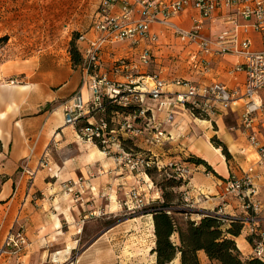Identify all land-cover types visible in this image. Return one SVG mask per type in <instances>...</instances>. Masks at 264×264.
Here are the masks:
<instances>
[{
	"label": "crops",
	"instance_id": "1",
	"mask_svg": "<svg viewBox=\"0 0 264 264\" xmlns=\"http://www.w3.org/2000/svg\"><path fill=\"white\" fill-rule=\"evenodd\" d=\"M9 1L0 0V38L17 32L16 37L21 42L17 43L16 39L15 44L9 42L0 47V246L11 230L23 226L28 245L19 264H153V258L150 263L148 259L144 260L147 248H154L153 215L122 212L132 186L140 187L147 202L149 196L153 197L154 191L150 193V190L154 183L143 170L119 169L115 158L103 153L95 144L81 142L73 126L65 123V103L75 93L80 91L85 100L90 99L84 69L81 63L75 64L72 60L69 38L63 51L58 46L56 30L48 36L42 24L39 28L37 23L25 22L26 16L34 14V8L27 5L26 0L18 2L17 11L23 18L10 22ZM232 12V7L219 9L215 18L206 22L205 35L214 39L221 31L230 28L232 23L228 17ZM198 14L195 7L188 6L174 20L179 27L190 29ZM239 21L244 22L242 18ZM93 23L81 32L88 38L96 35ZM27 29L42 32L41 40L36 43L23 41L20 37H25ZM152 31L159 37H175L186 60L181 57V61L187 70H191L190 75L169 78L165 72L168 68H161V77L169 82L165 89L166 97L171 98L180 90L172 83L177 77L193 82L219 81L229 87L244 83L245 73L235 70L240 61L238 57L209 55L207 71L202 74V68L195 67L190 61L191 45L180 41L170 28L152 25ZM248 35L256 47H260L259 34L250 31ZM240 36L246 34L240 32ZM156 43H152V49ZM86 44L77 39L80 50ZM146 44L141 42L134 47L130 41L116 42L105 49V64L112 66V58H116L114 53L120 49L122 51L118 53L125 58L135 59ZM153 56L151 63L156 61ZM149 101H146L148 105ZM171 102L161 110L153 107L156 124L167 131L168 139L189 140L188 149L195 153V157L202 158L219 174L218 177L213 171L206 172L204 164L184 162L192 173L183 185L187 192L183 187L180 190L192 199L195 211L191 218L196 219L204 209L218 207H223L233 216L244 215L246 210L238 195L221 197V194L230 176H242L250 166H254L256 173L260 174L256 199L260 202L261 211L257 230L264 235V192L261 185L264 184V168L257 166L259 155L253 147L241 152V147L249 144L240 129L242 107H232L208 118L197 116ZM155 103L152 104L156 106ZM230 115L235 117L232 126L226 123ZM147 137L148 134L138 137L140 139L121 135V147L130 151L125 144L135 141L134 145L145 146L156 160L165 154V165L170 162L161 148L166 135L160 143L152 145L146 142ZM215 139H219L216 142L218 147L212 144ZM224 145L229 156L223 153L226 159L221 160ZM44 159L50 162L51 168L43 166ZM24 168L34 175L24 172ZM71 179L85 181L81 188L82 203L64 192L63 184ZM33 193H38L39 198L35 199ZM248 228L249 224L243 225L241 233L234 237L243 258L250 257L253 251ZM200 257L204 263L207 262L203 252ZM0 264L15 263L6 257Z\"/></svg>",
	"mask_w": 264,
	"mask_h": 264
},
{
	"label": "built area",
	"instance_id": "2",
	"mask_svg": "<svg viewBox=\"0 0 264 264\" xmlns=\"http://www.w3.org/2000/svg\"><path fill=\"white\" fill-rule=\"evenodd\" d=\"M188 6L195 7L199 14L194 18L190 29H183L175 22V17ZM233 8L229 15L232 26L210 39L204 29L208 20L222 8ZM239 18L244 20L243 23ZM152 25L170 28L184 43L193 47L190 60L202 71L208 68L207 56L218 57L232 55L240 59L235 70L245 73V81L239 89L229 88L227 84L193 82L177 77L173 84L180 88L173 97H166L168 82L161 72L147 75L140 72L152 61V43L157 42L158 34L152 31ZM95 37L88 38L80 33L79 41L86 42L81 49V66L85 72V81L90 90V99L85 100L80 91L65 103V123L72 125L83 143L95 144L102 152L115 158L119 169L143 170L155 163L148 155L126 151L121 147V135L131 138H146L149 145L162 141L165 134L156 124L154 108L146 103L147 99L157 102L158 110L167 107L169 102L180 104L191 113L214 118L223 111L232 108L238 100L244 101L240 112V129L247 136L248 146H242L241 152L253 147L259 155L257 166L264 168V0H102L93 23ZM260 36V47H256L249 32ZM240 32L246 34L241 37ZM120 41H130L134 47L141 42L142 47L135 59L115 58L112 66L105 64L104 53L108 46ZM113 57V56H112ZM108 67V68H107ZM201 70V69H200ZM130 108V109H129ZM43 166L51 168L47 159ZM159 169L160 163L156 161ZM174 168L183 178L192 170L188 165L168 162L165 168ZM24 172L33 176L26 168ZM250 166L242 176L232 175L223 185L222 196L238 195L246 213L231 215L223 207L203 212L215 215L223 220H239L249 224L247 233L253 235L252 256L264 257V235L257 230L261 205L256 199L260 185V174ZM85 181L68 180L63 184L64 192L71 198L84 201L81 188ZM262 190L264 192V184ZM79 187V188H78ZM125 206L130 214L145 212L147 202L138 186H132L127 192ZM35 199L38 193H33ZM187 202L188 196L184 197ZM28 245L25 227L11 230L0 246V263L3 258L19 264L20 257Z\"/></svg>",
	"mask_w": 264,
	"mask_h": 264
},
{
	"label": "rangeland",
	"instance_id": "3",
	"mask_svg": "<svg viewBox=\"0 0 264 264\" xmlns=\"http://www.w3.org/2000/svg\"><path fill=\"white\" fill-rule=\"evenodd\" d=\"M18 2H19V0H10L9 1L8 11L10 14V16H9L10 22H13L14 20H18L20 18H23V16L19 15L18 14L19 12L17 11L18 5H19ZM26 2H27V5H29V6L32 5V7L34 8V12H33L34 14H32L31 17H28L25 15L26 16L25 22L26 23H37L36 27H39V28H41V24H42V27L47 29L46 34L48 36L53 34L54 31L56 30L57 34H58V38H59V41H58L59 45L58 46H59V48L62 47L61 49L63 51H65V46H66V42H67L68 38L70 39V41H69V49H70V44H71L72 40L73 39L77 40V38L81 32H85L88 28H90V26L92 25V22L94 21V19L96 17V14L98 13V8H99L102 0H26ZM10 34L11 35H5V36L0 38V47L4 46L6 43H9V42H12L13 44H15V42H16L15 40L17 39V37H16L17 32L10 33ZM41 34H42V32H39L38 29L33 31V32H30L29 29H27V32L25 33V37L22 36L20 38L23 39V41L36 43V42L41 40V38H42ZM175 36H177V35L175 34ZM4 37H6V38H4ZM19 42H21V41H18V39H17V43H19ZM118 51H122V49L116 50V52L114 53L116 58H119V57L125 58V55L118 53ZM152 53L154 55V56L153 55L152 56L156 58V61L151 63L149 66L142 67L140 69L141 73L150 75V74H153L155 72H161V74H162L161 68L167 67L168 70L165 72L169 78H172L176 75L177 76H183L184 74H187V75L191 74V72H190L191 70H187V68L184 66V62L181 61V57L183 58V60H185V59L181 55V53H182L181 52V45L177 42L175 37L168 36V35H165V36L163 35L161 37L158 36L157 43H156V45H154V48L152 49ZM206 71H207V68L204 69L203 71L201 70L202 74H204ZM165 72H163V73L165 74ZM211 82H214V81L209 80V81L205 82V80H204V83H211ZM243 85H244V83L241 86H237V87H229L228 86V87L232 88V89H239L240 93H241ZM152 103H155V102L150 100L149 101L150 106L158 107L157 103H155L156 106L153 105ZM171 104H172V102H171ZM243 104H244V101L238 100V102L236 104H233L232 107H236V108L240 109L241 107L243 108ZM240 110H242V109H240ZM233 116H231V115L227 116V118H226L227 125L232 126L235 123V117H233ZM159 128L162 129L161 127H159ZM164 132H165L167 139L165 141V144L161 148L163 151L166 152L167 156L169 157V159L172 162H178L180 165H182V164H184L185 161H190L191 157H195V153L193 151H191L190 149H188L189 144H190L189 140L180 139V140L174 141V140L168 139V137L170 135H167L168 134L167 131L164 130ZM133 139H135V138H133ZM138 139H140V138H138ZM218 140L219 139H215L212 141V144L215 147H218L216 144V142ZM132 142H133V144H132ZM132 142H126V144H125L127 149L129 148L130 151H134V152L140 151V153H142L144 156L148 155V158L149 157L152 158V160L155 163L158 160L161 161V164H160L161 169H159L157 166L156 170L148 173V177L154 183L152 189L150 190L151 191L150 193H152V191H154V192H153V197L149 196V199L147 201L148 206H147L146 211L138 214V216H144V215L152 214L151 212L163 203L164 199H163L162 188H163V186H165L167 179L170 178L169 174H173L170 171V169L172 171H174V168L168 167L165 170V154L159 155L157 160H156V156H153L151 151L146 149L145 146L143 147V145L140 144V147H138V146L134 145L135 141H132ZM159 151H160V149H159ZM223 153L224 152L222 151V155L220 157L221 160H224V157H225L223 155ZM225 159H226V157H225ZM194 171H196V170H194ZM205 171L207 172V170H205ZM215 173L217 176L219 175L217 172H215ZM215 173H213V175H215ZM182 187H178V188L174 189V190H177L178 195H179L178 196L179 199L178 200L175 199V204L169 208L175 214V217L178 219L177 221H179L181 223H183L187 218H190L191 213H193L195 211L194 210L195 207H193L192 199L189 197L188 198L189 200L187 202L184 200L185 199L184 197L187 196V193L182 194V192L180 190V188H182ZM184 188L185 187H183V191L187 192V190ZM166 190L169 191L171 189H170V187H166ZM221 196H222V194H221ZM124 207H125V210L122 213L128 214L129 211L127 210L125 205H124ZM208 210H212V209H208ZM201 214H205V212H203V210H202V212L200 211L199 216H197L195 218L199 219ZM130 215H132V214H130ZM248 238L252 244V239H250V237H248ZM154 240H155V237H154ZM154 245H155V243H154ZM154 245H152V246H154ZM252 246H253V244H252ZM145 255H144V260L148 259V262L150 263L152 258H153V260H154L153 264H155V254L153 253L152 247L147 248ZM151 255L153 257H151ZM251 256H252V254H251ZM172 264H179V260L176 258L175 260H173Z\"/></svg>",
	"mask_w": 264,
	"mask_h": 264
},
{
	"label": "trees",
	"instance_id": "4",
	"mask_svg": "<svg viewBox=\"0 0 264 264\" xmlns=\"http://www.w3.org/2000/svg\"><path fill=\"white\" fill-rule=\"evenodd\" d=\"M69 52L75 64L82 62V51L77 46L76 39L72 40ZM223 152L229 156L225 145ZM190 161L204 164L207 171L214 172L202 158L191 157ZM156 168L157 165L154 163L145 171L150 173ZM170 171L173 174H169L170 178L162 188L164 201L151 212L154 219L155 264H172L176 258L179 264H264V257L254 255L248 258L242 257L234 240L243 229V223L239 220H223L205 213L201 214L199 219L190 216L183 223L177 221L175 214L169 208L175 204V199H179L178 192L174 189L185 185L188 179L183 178L175 170L170 169ZM166 187H170L171 190L167 191ZM248 237L253 239L254 236ZM201 252L207 258L205 263L201 260Z\"/></svg>",
	"mask_w": 264,
	"mask_h": 264
}]
</instances>
